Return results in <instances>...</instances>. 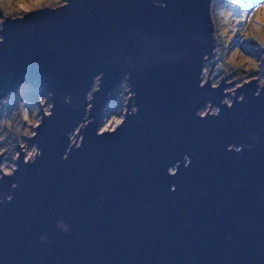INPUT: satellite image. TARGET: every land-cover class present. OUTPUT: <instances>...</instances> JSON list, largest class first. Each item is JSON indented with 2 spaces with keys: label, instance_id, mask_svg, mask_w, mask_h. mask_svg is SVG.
Returning <instances> with one entry per match:
<instances>
[{
  "label": "water",
  "instance_id": "95a60500",
  "mask_svg": "<svg viewBox=\"0 0 264 264\" xmlns=\"http://www.w3.org/2000/svg\"><path fill=\"white\" fill-rule=\"evenodd\" d=\"M211 4L70 0L4 19L0 100L43 86L53 116L42 105L29 139L43 155L26 164L18 145L0 171V264H264V81L233 90L231 108L215 61L202 83ZM123 81V123L99 136ZM209 104L219 116L200 118Z\"/></svg>",
  "mask_w": 264,
  "mask_h": 264
},
{
  "label": "rangeland",
  "instance_id": "374dc122",
  "mask_svg": "<svg viewBox=\"0 0 264 264\" xmlns=\"http://www.w3.org/2000/svg\"><path fill=\"white\" fill-rule=\"evenodd\" d=\"M22 2L31 3L32 0H0V19L21 17L27 12L39 9L32 8L26 11L25 8L18 7ZM43 2L47 3V0ZM6 5L13 7L6 8ZM211 20L215 55L205 63L201 76L202 83L207 81L212 65L210 62L215 61L209 79L213 85H218L221 78L228 75L225 82L233 83L225 89L226 92H230L225 98L232 100L235 94L233 90L242 84L257 78L259 85L264 81V2L252 5V0H212ZM96 84L97 81L91 91L97 86ZM128 91L129 87L125 81L114 89L113 93L117 99L106 108L115 107V109L110 113L107 110L104 112L109 114L103 117L101 131L105 127L110 130L123 118ZM41 99H44L45 103L42 104ZM48 105H51L50 95L45 93L43 86L34 87L33 84L22 85L15 93H9L0 100V136L5 137L0 140V149H7L1 157L0 165L9 168L15 165L14 157L19 152L18 145L24 143L29 150L32 146H36L29 140L32 137L23 135L29 125L22 118V110L27 109L30 117L41 119V106L44 112ZM212 108L215 106H211L209 112ZM6 120L11 122V128L8 124L2 123ZM16 128L20 131H15ZM31 131L35 132V128L33 127ZM73 135L77 137L78 132L75 131ZM21 151L26 157L27 152L22 148Z\"/></svg>",
  "mask_w": 264,
  "mask_h": 264
},
{
  "label": "clouds",
  "instance_id": "9594fccd",
  "mask_svg": "<svg viewBox=\"0 0 264 264\" xmlns=\"http://www.w3.org/2000/svg\"><path fill=\"white\" fill-rule=\"evenodd\" d=\"M70 5V0H47V3H44L43 0H32L31 3H21L18 5V7H23L25 8L26 11H30L32 8H41V7H52V8H56V7H59L61 9L67 7ZM6 8H11L13 7L12 5H6L5 6ZM4 28H5V24H4V20L3 19H0V31H4ZM4 42V37L3 36H0V43H3ZM95 79H97L95 77ZM94 79V80H95ZM204 85L201 84V87H203ZM217 85H213V87H216ZM241 100H243V97H240ZM71 101V95H69L67 98H66V102H70ZM41 103H45V100L44 99H41ZM222 104H226L229 108L233 107L234 105V100H230L228 98H225L223 101H221ZM53 105H48L47 108L44 109V112H45V115L46 116H49V117H52L53 116V113L51 111H49L50 108H52ZM89 107H91V105H89ZM209 108H211V105L209 104ZM139 109L138 107L134 106L132 107V113H138ZM221 112V108L220 107H215V108H212L211 109V114H209V110L206 109V108H201L197 111V115L200 117V118H207L209 116H213V117H217L219 116ZM129 114V113H128ZM22 118L24 121H27L29 127L27 129L24 130L23 132V135L24 136H29V137H35L37 135L36 132L34 131H31V129L34 127V128H37L39 129L40 128V125H41V120L43 119L41 117V119H35L34 117H30L29 115V112L27 109H23L22 110ZM2 123H6L9 125V127L11 128L12 125H11V122L10 121H3ZM117 125L123 123L122 120H118L117 122ZM80 127H83L82 124H79V126L75 129L76 132H79V129ZM15 131L19 132L20 129L19 128H16ZM103 131H108L107 127H105L103 129ZM103 131H101L100 128H98V132L97 134L99 136H103ZM111 132L113 133H116V127H112L111 128ZM5 137L4 136H0V140H3ZM69 139H70V145H69V152L72 150L73 147L79 149L82 144H83V141H84V136L83 135H79L78 139L75 135H72V134H69ZM253 139H257V137H253ZM20 147L22 149H24V151L27 152V155L25 157V163L27 164L29 160L32 161V163H35L36 159L35 157H40L43 155V152H42V149L41 148H38L36 146H32V148L29 150L26 146V144L22 143L20 145ZM244 147H247L248 149H251L253 146L252 145H245V146H237V145H230L229 146V150L232 151H236V152H241L243 150ZM4 151H7L6 148L4 149H0V154H3ZM20 156V153L17 152L14 159H18ZM65 159H67V154L64 156ZM186 160H188L190 162V158L189 157H185ZM173 169H175V171H173ZM16 170V166L15 165H12L11 168L7 167V166H4V165H0V171H3V173L5 175H8V176H11L13 174V172ZM169 172L170 174L172 175H175L177 174V169L176 168H170L169 169ZM0 179H2V177H0ZM15 187V185H13ZM7 199L10 201L12 199L11 196L7 197ZM64 232H69L70 229L69 228H65L63 230ZM44 240H47V237H44L42 238Z\"/></svg>",
  "mask_w": 264,
  "mask_h": 264
},
{
  "label": "trees",
  "instance_id": "16d2710c",
  "mask_svg": "<svg viewBox=\"0 0 264 264\" xmlns=\"http://www.w3.org/2000/svg\"><path fill=\"white\" fill-rule=\"evenodd\" d=\"M260 2L263 3L264 0H252V5L256 4V3H260ZM27 95H29V94H27ZM114 109H115V107L107 108V111L110 113V111L112 112ZM109 113H107L105 116H107Z\"/></svg>",
  "mask_w": 264,
  "mask_h": 264
}]
</instances>
